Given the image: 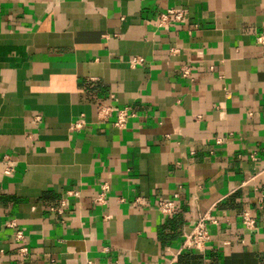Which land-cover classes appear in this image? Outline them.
<instances>
[{"label":"crops","instance_id":"1","mask_svg":"<svg viewBox=\"0 0 264 264\" xmlns=\"http://www.w3.org/2000/svg\"><path fill=\"white\" fill-rule=\"evenodd\" d=\"M263 44L264 0H0V264H264Z\"/></svg>","mask_w":264,"mask_h":264},{"label":"built area","instance_id":"2","mask_svg":"<svg viewBox=\"0 0 264 264\" xmlns=\"http://www.w3.org/2000/svg\"><path fill=\"white\" fill-rule=\"evenodd\" d=\"M187 10L182 7H172L168 8L165 11L158 13L157 20L155 25L158 29H167L171 25L175 24H184L187 20ZM260 41V39H259ZM264 47V44H263ZM142 62V59L132 58L130 61L131 66H136ZM189 65H183L180 68V73L183 77L190 76V69ZM97 115L100 120H105L111 115H115L114 125L118 129H121L125 126L127 119L132 115L130 109L128 107L123 109H117L111 107L110 105L100 104L97 106ZM84 125V120L82 118L77 119L74 123H72V128L77 129L81 128ZM7 166L9 167V162H6ZM109 190L107 183H102L100 185L99 191L93 198V202L99 205L105 203L106 195ZM264 196V193H263ZM136 203H139V200H135ZM263 205V201L260 202L261 209ZM157 210L166 215L172 216L176 213V205L174 200L172 199H159L156 202ZM108 216H105L104 219H107ZM240 220L244 227V229L248 231H254L259 226L258 220L256 217L252 216L249 209H242L240 213ZM207 223L217 224V221L214 217L210 216L209 214H202L198 215L194 221L190 223V229L185 231L181 238L180 247L178 253L183 251H197L202 252L210 241V233L207 228ZM15 239L17 241H23V234L21 231L16 230L15 232ZM20 254L23 256L27 253V249L22 247L19 249Z\"/></svg>","mask_w":264,"mask_h":264},{"label":"trees","instance_id":"3","mask_svg":"<svg viewBox=\"0 0 264 264\" xmlns=\"http://www.w3.org/2000/svg\"><path fill=\"white\" fill-rule=\"evenodd\" d=\"M198 259L196 255H182L179 258L178 264H194Z\"/></svg>","mask_w":264,"mask_h":264}]
</instances>
